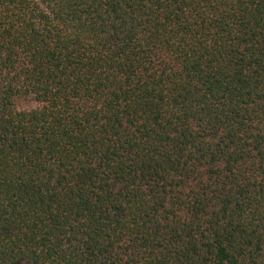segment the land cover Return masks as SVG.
<instances>
[{
    "label": "trees",
    "instance_id": "1",
    "mask_svg": "<svg viewBox=\"0 0 264 264\" xmlns=\"http://www.w3.org/2000/svg\"><path fill=\"white\" fill-rule=\"evenodd\" d=\"M0 264H264V0H0Z\"/></svg>",
    "mask_w": 264,
    "mask_h": 264
},
{
    "label": "rangeland",
    "instance_id": "2",
    "mask_svg": "<svg viewBox=\"0 0 264 264\" xmlns=\"http://www.w3.org/2000/svg\"><path fill=\"white\" fill-rule=\"evenodd\" d=\"M35 105L29 102H23L20 104V108L22 109H31L33 108Z\"/></svg>",
    "mask_w": 264,
    "mask_h": 264
}]
</instances>
